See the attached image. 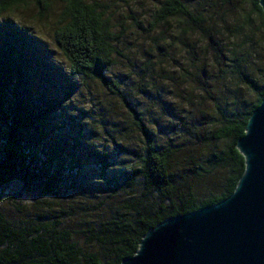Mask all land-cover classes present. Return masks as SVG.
Instances as JSON below:
<instances>
[{"label":"trees","instance_id":"16d2710c","mask_svg":"<svg viewBox=\"0 0 264 264\" xmlns=\"http://www.w3.org/2000/svg\"><path fill=\"white\" fill-rule=\"evenodd\" d=\"M41 2L0 0V15ZM251 6L264 25L259 0H251ZM171 20L185 27L182 36L208 29L203 16L183 0H162L148 31ZM110 23L98 4L66 0L53 41L68 74L41 57L38 41L23 29L11 23L10 31H0V205L20 200V193L11 192L16 187L23 201L49 214L34 225L16 224L0 208V264H121L158 224L227 199L244 173L236 145L264 100V90L245 115L227 119L211 134L209 141L226 148L209 153L199 169H178L176 144L161 147L120 83L111 79L121 37ZM79 81L98 84L121 102L143 138L142 148L118 163L94 149L86 126L68 127L69 120L78 118L70 105L79 94ZM93 110L101 115L97 108L83 113L92 115ZM171 117L168 129L181 127L188 132L186 140L197 138L188 116ZM63 191L67 205L60 206Z\"/></svg>","mask_w":264,"mask_h":264},{"label":"rangeland","instance_id":"374dc122","mask_svg":"<svg viewBox=\"0 0 264 264\" xmlns=\"http://www.w3.org/2000/svg\"><path fill=\"white\" fill-rule=\"evenodd\" d=\"M84 1L98 4L110 19L112 31L120 35V54L111 79L120 83L157 143L161 147L176 144V168L199 169L209 153L226 148L225 143L215 145L209 141L211 134L227 119L245 115L257 103V92L264 90V25L253 13L251 0H183L203 16L208 26L185 36V27L177 20L155 32L148 31L151 15L162 0ZM65 3L66 0H42L40 4L29 3L4 13L0 15V31H10L11 23L17 30L23 29L38 41L40 56L58 72L68 74L69 67L53 41V29ZM78 88L74 106L70 105L78 118H65L71 123L69 128H78V123L86 126L91 131L88 140L93 142L94 149L109 153V159L118 163L130 156L129 151L143 147L142 136L118 99L93 82L79 81ZM95 108L100 109L101 115L94 110L92 115L83 113ZM178 113L189 117L187 122L201 142L186 140L184 135L188 132L181 127L174 131L167 128L171 115ZM11 192L20 193V200L11 203L6 199L0 208L14 223L29 221L34 225L43 217L49 219L48 213L23 201L26 198L19 188ZM66 196L63 191L60 206L67 205Z\"/></svg>","mask_w":264,"mask_h":264},{"label":"water","instance_id":"95a60500","mask_svg":"<svg viewBox=\"0 0 264 264\" xmlns=\"http://www.w3.org/2000/svg\"><path fill=\"white\" fill-rule=\"evenodd\" d=\"M236 148L245 170L233 194L158 224L121 264H264V100Z\"/></svg>","mask_w":264,"mask_h":264}]
</instances>
